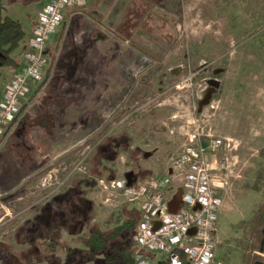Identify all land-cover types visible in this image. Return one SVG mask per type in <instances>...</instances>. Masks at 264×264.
I'll return each instance as SVG.
<instances>
[{"label":"rangeland","instance_id":"1","mask_svg":"<svg viewBox=\"0 0 264 264\" xmlns=\"http://www.w3.org/2000/svg\"><path fill=\"white\" fill-rule=\"evenodd\" d=\"M82 13L97 28L95 46L101 42V53L94 49L93 55L101 85L95 104L86 106L97 116L96 128L79 140L71 137L74 147L44 176L18 192H0V264L75 260L62 251L53 256L43 244L59 234L72 250L83 248L80 236L50 229L47 206L56 199L62 206L67 188L90 177L78 198L92 202L82 235L95 225L111 229L125 201L98 191L95 179L166 176L197 143V128L201 142L210 134L229 144L215 156L228 166L219 174L226 184L218 260L242 264L244 244H257L250 221L263 202L262 190L252 187L259 176L264 181V0H96L91 13ZM80 161L86 174L72 171ZM97 164L100 177L91 174Z\"/></svg>","mask_w":264,"mask_h":264},{"label":"built area","instance_id":"2","mask_svg":"<svg viewBox=\"0 0 264 264\" xmlns=\"http://www.w3.org/2000/svg\"><path fill=\"white\" fill-rule=\"evenodd\" d=\"M88 1L51 0L37 15L33 34L24 43L22 63L0 100V135L13 124L23 99L41 81L48 65L45 50L65 12L83 8ZM195 135V146L181 153L165 177L152 176L131 187L125 178L94 181L98 191L122 195L124 203L137 205L142 214L134 238V264H155V258L164 264H221L218 218L226 180L219 174L228 166L226 159L215 156L229 144L210 134L201 142L198 128ZM72 171L86 174L87 168L80 161ZM179 190L178 208L171 213L168 203Z\"/></svg>","mask_w":264,"mask_h":264},{"label":"crops","instance_id":"3","mask_svg":"<svg viewBox=\"0 0 264 264\" xmlns=\"http://www.w3.org/2000/svg\"><path fill=\"white\" fill-rule=\"evenodd\" d=\"M49 1L3 0L4 15L19 21L25 33L23 45L12 54L19 64L24 43L35 29L37 15ZM95 2L89 0L78 10L91 13ZM78 10L65 12L64 22L45 50L48 65L41 81L23 99L13 124L0 135V192L3 195L18 192L24 182L44 176L59 154L64 155L74 147L69 141L71 137L79 140L80 136L95 131L97 116L91 110L88 112L86 106L95 104L96 87L101 85L100 68H95L93 57L94 49L101 53V42L98 40L95 46L93 34L97 28L89 15ZM14 72L1 71L0 100ZM154 261L164 264L159 258Z\"/></svg>","mask_w":264,"mask_h":264},{"label":"trees","instance_id":"4","mask_svg":"<svg viewBox=\"0 0 264 264\" xmlns=\"http://www.w3.org/2000/svg\"><path fill=\"white\" fill-rule=\"evenodd\" d=\"M4 11L5 5L3 0H0V78L3 69L16 71L19 68L20 64L12 58V54L23 45L25 39L21 23L5 16ZM104 150H106V146L101 148L102 152L99 151V153H103ZM259 155L261 158L264 157V149L260 150ZM98 165H96V169L94 167L91 171L94 177H100L101 175ZM152 176V173H145L141 176L142 178L133 175L134 178H131V184L134 186ZM261 180L262 177L259 176L255 181V189L253 186L252 190L257 192L262 190L263 202L256 210L253 219H251L249 229L251 233L256 234L257 244L256 246L251 242L244 244L242 264H264V181ZM91 182L92 179L89 177L87 180L83 179L73 183L67 188L66 193L60 197L61 201H64L62 202L63 205L61 206L58 199H56L51 205L47 206L46 210L50 229L55 230L57 233L62 230L70 236H80L78 241L83 246L82 250H72L69 245L61 242L59 234H57L56 239L47 237L44 239L43 244L45 243L53 256L62 251L66 254V258L76 257L75 260L74 258L69 259L64 263H59L56 260V264H134V238L142 218L137 205L121 204V214L118 219L116 218L117 221L111 229L103 230L95 225L88 228L87 233L82 235V229L90 222L92 202L87 200L82 201L83 203L79 202V192L82 191L83 186H89ZM261 186L263 187L260 188ZM57 201L58 203H56ZM127 206H130V208ZM73 227L75 231L71 229Z\"/></svg>","mask_w":264,"mask_h":264},{"label":"water","instance_id":"5","mask_svg":"<svg viewBox=\"0 0 264 264\" xmlns=\"http://www.w3.org/2000/svg\"><path fill=\"white\" fill-rule=\"evenodd\" d=\"M210 97V93H208L207 95V99H209ZM126 181H127V187H131V176L125 177ZM130 180V181H129ZM179 197H180V190L178 191V193L173 197V199L168 203V209L171 213H174L177 208H178V202H179Z\"/></svg>","mask_w":264,"mask_h":264}]
</instances>
